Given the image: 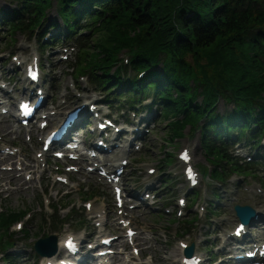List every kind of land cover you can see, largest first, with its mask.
<instances>
[{
    "label": "rangeland",
    "instance_id": "obj_1",
    "mask_svg": "<svg viewBox=\"0 0 264 264\" xmlns=\"http://www.w3.org/2000/svg\"><path fill=\"white\" fill-rule=\"evenodd\" d=\"M2 8L12 7L4 0H0V12ZM53 22L58 23L56 29L62 25L55 3L47 9L45 22L40 29L42 30ZM53 32L54 30H51L46 38L52 37ZM6 34L4 27L0 26V88L3 93L10 95L9 98H1L0 102L14 103L15 99L30 93L28 89L23 92L27 84L23 80L24 75L21 68L30 59H36L40 66L38 86L46 96L44 107L46 112L38 116L52 113L45 131L57 126L64 116L79 104L85 101H95L100 111L111 114L109 119L111 121L113 119L116 126L124 125L127 121L131 125L125 123L126 126L121 128L126 131L129 128L131 130L138 128L142 132L140 141L135 142L139 149L134 150L130 147V151L124 155L128 164L124 168L120 182L126 199L123 197L125 205L117 208L113 200L112 187L98 175L97 168H102L103 163L98 160L85 162L86 166L81 171L77 162L69 161L65 156L57 160L45 154L44 162L35 164L34 159L40 152L39 140L42 137L40 129L37 125L24 128L14 117L9 116V111L13 115L15 113L14 104L6 114L1 115L0 212L6 208L26 209L27 211L8 229L9 232H14L12 237L14 244L7 251L9 258L15 264H37L41 257L32 251L34 241L40 237L51 236V234L59 240L60 236L71 232L76 234L79 241L86 240L88 243L90 240L92 245L99 242L103 236L102 239L117 236L115 239L116 253L106 257L108 264H180L179 260L182 256V251L179 250L180 243L188 245L190 242H195L198 252L207 262L210 263L209 252L214 248V252L218 250L219 252L211 264H230L228 262H231L233 257L228 253L230 248L220 250V242L222 244L226 234L233 233L239 222L233 210L235 204L250 205L257 210H262L264 214V167L256 170L255 175L258 177H245L246 174L231 175L227 186L212 181L201 169L205 167L210 172L212 166L201 147L199 130L191 131V127L186 125L180 131L182 137L170 140L169 131L165 126L168 120L159 115L157 106L152 107L150 111L144 110L140 113L138 110L128 109L117 111L114 104L112 108L108 107L102 102L106 96L105 91L95 88L86 76H79L76 79L73 70L77 60L74 40L58 42L42 52L38 47L36 34L33 37L17 32L12 33L8 39L5 38ZM63 54H66L67 58H63ZM120 57L124 59L126 54L122 53ZM21 62L23 65H20ZM32 92L36 93L35 88ZM2 102L0 107L4 106ZM149 104L148 99L140 106ZM218 107L220 111L225 109L223 102H220ZM144 117H152V123L147 125L141 120ZM41 120L40 117L36 119L37 122ZM86 130V128L78 129L77 132L86 135ZM130 135L126 133L127 138ZM96 139V136L91 137L88 134L85 141L87 144L94 145ZM261 144H264V140ZM238 147L242 153L252 150L249 148L251 146ZM119 150L121 149L117 151ZM184 150H188L190 154V165L194 169L195 176L198 177V171L203 174L199 176L201 183L195 188L197 189L195 191L199 193L197 199L194 200H192L194 191L190 192L187 188V179L183 173L186 165L180 163L178 159V154ZM255 150H252L253 155L257 152ZM260 155L263 156L262 153ZM119 156H115V159ZM12 161V164L7 163ZM19 162L26 164V169H22L23 165ZM70 165L77 167V171L69 169ZM86 167L93 168V170L88 171ZM116 167L107 168V170L112 174ZM5 168L11 169L4 170ZM150 168L153 170L151 174L147 172ZM90 188L98 190L101 195L93 199L87 198L86 195ZM214 191L220 195L219 205L213 214L209 215V200L212 199ZM135 193L140 197L145 193H150L154 197L147 201L136 197L131 199ZM206 199L209 200L206 202ZM130 200L133 202H129ZM50 204L64 205L65 208L60 211V217L72 211L71 216H66L72 219L63 226H49L48 221L45 222L42 218L52 213L49 208ZM123 213L129 216L130 226L136 231L133 241L138 250L137 254L132 253V247L124 239L125 231L120 228L118 220ZM82 219L86 223L83 222L79 227V220L82 221ZM97 219L107 221L104 229L98 227V231L101 229L102 234L93 230L96 228L94 223ZM185 221H190L191 230L186 235L179 236L177 235V232H180L179 228L185 226L180 222L186 224ZM258 222L264 223L262 219ZM251 225L247 227L250 228ZM25 227L30 229L29 238H24L21 233ZM258 238L264 241V233ZM60 254L61 251L58 250L55 255L59 257ZM0 264L9 263L5 259H0Z\"/></svg>",
    "mask_w": 264,
    "mask_h": 264
},
{
    "label": "trees",
    "instance_id": "obj_2",
    "mask_svg": "<svg viewBox=\"0 0 264 264\" xmlns=\"http://www.w3.org/2000/svg\"><path fill=\"white\" fill-rule=\"evenodd\" d=\"M4 1L12 7L0 12L6 39L17 32L36 34L42 52L74 40L76 79L86 76L105 91L108 107L150 111L157 106L168 120L170 140L182 137L186 125L199 130L212 166L210 172L201 169L214 182L224 185L233 174L258 177L254 164L236 158L230 145L246 144L263 157L264 0ZM52 3L62 25L56 29L58 23L53 22L41 30ZM51 30L54 35L48 39ZM148 99L149 105L140 106ZM198 193L194 191L192 200ZM99 195L90 188L86 197ZM218 205L210 203L209 215ZM49 208L52 213L42 218L49 226L72 219L66 217L72 211L60 217L64 205ZM26 213L10 208L0 212V256L9 264L15 263L7 253L14 244V232L8 229ZM83 222L79 220V227ZM185 223L180 222L185 226L177 235L190 232V221ZM21 233L24 238L31 235L27 227Z\"/></svg>",
    "mask_w": 264,
    "mask_h": 264
},
{
    "label": "bare ground",
    "instance_id": "obj_3",
    "mask_svg": "<svg viewBox=\"0 0 264 264\" xmlns=\"http://www.w3.org/2000/svg\"><path fill=\"white\" fill-rule=\"evenodd\" d=\"M63 57L67 58V55L63 54ZM23 80L29 87H31V86L33 87V91H34V88L35 89L36 88H40V86H38V83H33V82L29 81V80H26L25 78ZM0 97H2V98L3 97H8L9 98L10 95H6L5 93H3L2 89L0 88ZM102 102L106 104V102H104V101H102ZM3 104H4V106L0 107V110L2 108H5V109H8L7 110V112H8L9 109L13 107V103H10V102H9V104H5V103H3ZM66 104L67 103L65 102V105ZM98 107L99 106H96V102L95 101H87V102L85 101L82 104H79L78 107H75L74 109L78 110L77 111L78 120L69 129V131L66 134V137H69L72 133H74L76 131L77 126H79V127L81 126L80 125L81 121H82V119L85 116L88 117V116H91L92 114H95L96 118H97V120L99 122H100V117H105V118H110L111 117L110 113L103 112V110L100 111V108H98ZM9 116L14 117L15 120H16V117L10 111H9ZM51 119H52V117H51ZM142 119H144L143 122H145L147 125L152 123L151 122L152 117H146V118L144 117ZM116 127L121 129L122 132L126 131L123 128H121V127H123L122 124H120V125H118ZM107 129H109V128L107 127ZM126 132L128 133V131H126ZM124 135H125V133L124 134L123 133H119V135L116 136L115 140L120 142V143H123L124 140L122 138H124ZM82 137L85 138V135H83ZM141 138H142V135L139 134L137 139H141ZM127 143L128 142H125L123 144V150H119V151H117L118 149L115 146L116 145V143H115L114 146L110 147V151L109 152H106V153L101 152L100 155L97 158L96 157L95 158L94 157H90L87 154L81 155L80 158L76 161L77 165L81 167V171H82V168L84 166H86V164L84 162L88 163L89 161L94 162V160H98L100 163H103L101 165L105 166V167L102 166L103 169L100 168L99 170H105V168L106 169L107 168L108 169H112L113 167H116L118 165L119 161L124 159V155H126L127 152L129 151L130 145L127 144ZM238 146L247 147L246 144H242V143L241 144H236V142L233 143V141H232L231 145H230V148L232 149L231 152L234 153V156L236 158H238V159H240V158L242 159L243 158V159L247 160V162L254 164L253 166L255 167V170H257V171L262 166L264 167V144H261V147H262V150H263V157L262 158L257 156L258 152H254L255 154L253 155L251 147L248 146L250 148L251 152H249V151L248 152H244L243 151L244 153H242L240 151L241 149ZM73 155H74V153H73ZM118 155H120L121 157L119 156L118 159H115V156H118ZM188 155H190V154H188ZM191 159H192V156H191ZM43 160H44V155L41 156L40 159H39V157L37 159H34V161L36 162L35 164H40ZM114 160H115V163H114ZM7 163H11L12 164L13 161L12 162H7ZM180 163H182L183 165H187V163L186 162L184 163L183 161L182 162L180 161ZM189 163H190V161H189ZM19 164L23 165L22 169H26V167H27L26 164H23L22 162H19ZM10 169L11 168H9V169L5 168L4 170H10ZM74 169L77 171V167H74ZM97 170H98V168H97ZM108 174H110V173H108ZM200 183H201L200 178L197 177V176H193L192 179L187 180V188L190 189V192H191V190L195 191V190H197L195 188H197L200 185ZM229 183L230 182L225 183L226 186ZM235 185H237V184H235ZM133 197L138 198V196L136 194H134ZM207 200H209V199H206L205 201L207 202ZM219 200H220V197L219 198L217 197V192L216 193L213 192L212 199H210L209 202L211 203L213 201L216 205H218L219 204ZM235 205H238V204H235ZM235 205L233 206L234 212H235V209H234ZM256 211H258V213H261V215H262L260 217L258 216L257 219L258 220L262 219V221H264L263 211L262 210H257V209H256ZM97 213H101V212H97ZM206 216H208V215L206 214ZM257 219L255 221H253V223L250 222L248 224V225L252 224L250 226V228L247 227V225H245L243 230L240 231L239 233L234 234V233L230 232V233L226 234L225 237L222 240V244L220 242V246H221L220 250H224V249L230 248L228 251H230L233 254H239L240 260L245 261L246 258H247L246 254L254 251L256 245H258V243H259V238H258L259 235L264 233V223H259ZM106 220H107V218H106ZM106 220L104 221V220L97 219L96 222L94 223V225L96 226L97 229L94 228L93 230L98 231V227H101V229H104V227L107 225V221ZM237 225H240V222H238ZM100 230L98 232L102 234L103 232H100ZM48 238H50L51 240L54 241V243L56 244L57 250H60L61 254H63L62 257H61V254H60L59 257H56L55 253H53L51 255L48 254V252L45 249L46 248L45 246L47 244H50V241L47 240ZM65 238H70L71 241L73 242V247H72L71 250L66 249V247L63 245L62 242H63V240ZM42 239H46V241L44 242L45 245L43 244V246H42L43 247V250H42L43 254L39 255L37 252H35L36 255L41 257V259L37 262V264H90L91 261L89 262L88 260H92V259L94 260L96 258L95 257L96 250L100 246L99 245L100 243L99 244L96 243V244L92 245L90 240H89L88 243H87L86 240L79 241V239H77V237H76V234L71 233V232H67L63 236H60L59 240L53 234H51V236H48V237H45V238H42ZM187 248H189L191 250L192 257H194V259L197 260L199 264H211V261L214 260L217 257L216 255L219 252V250L217 252H214V248L211 249V251L209 252L210 254L208 256V258L210 260V263H209V261L207 262V260L204 259V256L201 253L198 252V249L196 247L195 242H190L187 245ZM179 250H182V249L179 248ZM4 258L5 257L3 255L0 256V259H4ZM44 258H45V260H43ZM232 262H235L234 259L232 260Z\"/></svg>",
    "mask_w": 264,
    "mask_h": 264
},
{
    "label": "water",
    "instance_id": "obj_4",
    "mask_svg": "<svg viewBox=\"0 0 264 264\" xmlns=\"http://www.w3.org/2000/svg\"><path fill=\"white\" fill-rule=\"evenodd\" d=\"M234 209H235L236 216L243 223H250L259 216V213L256 211V209H254L250 205H239L238 204V205H235ZM47 240L50 241V244H47L45 246L46 247L45 249L48 252V254L51 255V254L55 253L57 250L56 244L50 238H48ZM45 241H46V239L38 238L33 244L34 251L37 252L39 255L43 254V252H42L43 247L42 246H43ZM184 255L189 257L191 255V250L186 247V249L184 250Z\"/></svg>",
    "mask_w": 264,
    "mask_h": 264
}]
</instances>
